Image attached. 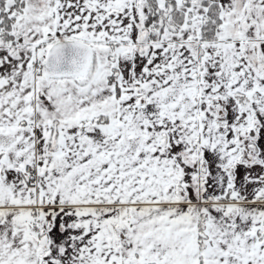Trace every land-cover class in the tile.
Instances as JSON below:
<instances>
[{"label": "snow or ice", "instance_id": "snow-or-ice-1", "mask_svg": "<svg viewBox=\"0 0 264 264\" xmlns=\"http://www.w3.org/2000/svg\"><path fill=\"white\" fill-rule=\"evenodd\" d=\"M0 264H264V0H0Z\"/></svg>", "mask_w": 264, "mask_h": 264}]
</instances>
